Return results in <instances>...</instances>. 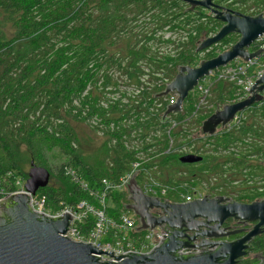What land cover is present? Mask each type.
Listing matches in <instances>:
<instances>
[{"label": "trees", "instance_id": "16d2710c", "mask_svg": "<svg viewBox=\"0 0 264 264\" xmlns=\"http://www.w3.org/2000/svg\"><path fill=\"white\" fill-rule=\"evenodd\" d=\"M244 1L234 0L243 13ZM255 1L253 13L264 10V0ZM164 4H170V10L181 15L165 14ZM184 7L185 3L179 0H0L2 187L12 188L15 177L26 180V166L31 161L49 169L41 161L40 142L58 146L67 158L59 166L65 187L46 185L38 189L52 209L77 199L91 201L63 175L67 165L78 169L90 187H98L103 178L117 181L130 170L132 162L142 160L137 154L148 149L151 158L141 162V179L151 178L166 185L167 198L173 200L179 197V191L185 196L193 192L191 188L179 190L181 185L193 186L199 179L207 188L226 191L232 185L226 172L241 181H252L255 173L264 168L263 106L253 104L246 108L239 124L222 135L193 139L184 128L185 144L176 138L174 147L183 145L190 148L184 150L186 153L200 155L201 160L195 163H181V152L171 149L170 137L163 131L166 125L160 113L167 104L155 94L176 74L179 58L183 65H195L196 43L222 25L201 8L189 12ZM166 30L179 31L178 41L163 39ZM159 35L164 43L173 41V49L161 52L156 46L160 43ZM216 55L212 47L205 58ZM146 69H154L151 71L155 74L148 81H144ZM113 74H118L121 81L114 80ZM120 83L133 86L126 92L128 95H121L130 102L117 115L106 116L104 113L114 108L103 106L105 89L116 92ZM211 93L224 105L237 101L241 91L233 82L219 80ZM75 98L79 99V114L87 107L88 114L102 113L108 121L131 119L127 130L137 126L133 135L141 138L139 144L129 140L122 143L120 139L112 144L116 137L112 134L92 153L83 155L72 143L78 142L69 121ZM158 129L162 131L157 136ZM154 135L157 137L153 138ZM231 147L236 148V155H229ZM137 183L140 184L139 176ZM126 201L125 194L112 193L109 215L116 217ZM92 220L89 217L83 232L92 227Z\"/></svg>", "mask_w": 264, "mask_h": 264}, {"label": "water", "instance_id": "95a60500", "mask_svg": "<svg viewBox=\"0 0 264 264\" xmlns=\"http://www.w3.org/2000/svg\"><path fill=\"white\" fill-rule=\"evenodd\" d=\"M189 4V10L194 6L209 7L212 0H180ZM214 17L222 22L218 31L201 40L196 52L217 43L227 34L236 33L239 39L227 50L216 56L201 60L196 66L178 65L177 72L162 91L155 94L157 98L168 94L176 95V101L168 104L163 111L161 121L173 112L182 110V105L189 91L199 80L207 76L212 70L227 65L235 58L248 61L257 56L262 50L249 52L247 49L255 39L264 34V15H242L240 13L215 10ZM264 89V71L254 82L245 99L226 103L213 111L200 125V133L214 135L217 127L229 123L237 112L244 110L261 99ZM201 156L188 153L180 156L181 163H195ZM132 174V175H131ZM126 182L127 200L123 205L126 211H132L137 216L136 231L160 228L164 234L162 242L149 254H126L127 258L114 256L111 252L96 249L90 244L75 242L63 236L67 231L70 214L61 217H47L30 208L27 193L8 194L0 200V264H232L235 257L242 252V243L257 230L234 243H217L218 251L227 255V259L218 262L217 253L188 255L178 251L188 247L178 238L177 221H192L196 217H206L208 221H220L223 217L233 216L244 220H259L256 225L264 223V200L249 204L230 203L216 207L218 201L224 197L207 200L205 197L188 202H168L144 194L136 180V173H131ZM49 171L30 162L27 178L24 183L26 191L34 194L38 189L47 185ZM152 209L160 214L154 215ZM169 229V230H168ZM213 244V243H212ZM101 252L112 256L113 260L120 259L118 263L112 261L100 262L94 254Z\"/></svg>", "mask_w": 264, "mask_h": 264}, {"label": "built area", "instance_id": "2783aa9c", "mask_svg": "<svg viewBox=\"0 0 264 264\" xmlns=\"http://www.w3.org/2000/svg\"><path fill=\"white\" fill-rule=\"evenodd\" d=\"M247 50L249 52H254L256 50L262 51L248 61L235 58L221 69L222 72L223 68L225 69L224 76L221 77L228 80V82H233L240 88L241 93L237 101L245 99L251 94L250 89L252 85L264 71V34L258 36ZM212 71L214 73V70ZM212 71L209 74H212ZM208 75L205 77H208ZM202 79L198 81L194 88L206 93L207 89L202 86ZM260 94L261 99L253 104L257 107H264V89ZM175 101L176 95L168 94L165 102L168 105ZM242 112L243 111L237 112L233 119L225 125L226 130L239 124L243 117L241 116ZM137 157L145 160L143 157L139 156V153ZM142 160L132 162L130 170L123 173L117 181L108 178L101 179L98 187H90L79 170L73 165L64 167V176L71 184L88 195L91 201L87 199H77L74 203L68 205H62L63 203L60 202L59 204L62 206L57 209H52L47 203L46 197L38 190L34 194L25 190V179L21 177L13 179L12 188L10 189L2 187L0 184V200L8 194L27 193L29 195L30 208L37 213L51 218L61 217L65 213L70 214L71 219L67 231L63 234L64 237L75 242L90 244L100 251L111 252L114 256L125 255L122 256V258H127L126 254H149L162 242L164 236L167 234H164L158 227L152 230L136 231L135 228L138 225V221L137 216L132 211L122 209L116 217L108 213V209L111 207L110 197L112 193H123L127 198L126 182L131 173H136V180L138 176L140 177V184H137L144 194L162 201H167L166 198L169 188L166 185L153 181L151 178L142 177L143 179H141L142 173L140 172V167ZM193 195L195 194L190 193L186 195L182 198V202L190 201ZM127 202L128 200L124 202L123 205ZM153 210L157 209H152V211ZM89 217L93 219L92 227L88 231L83 232L84 227L88 224ZM104 252L94 255L98 257L100 262L112 261V256ZM179 253L187 254L188 251L182 249ZM119 261L120 259H115L112 263H118Z\"/></svg>", "mask_w": 264, "mask_h": 264}, {"label": "rangeland", "instance_id": "374dc122", "mask_svg": "<svg viewBox=\"0 0 264 264\" xmlns=\"http://www.w3.org/2000/svg\"><path fill=\"white\" fill-rule=\"evenodd\" d=\"M164 5L165 6L162 9H163L165 14H167V15H176V14L181 15V12H179V13H177L176 11L172 12V10H170V7H169L170 4H167V5L164 4ZM145 21H147L149 24H151L150 19L148 20V18H146V17H145ZM179 34H180L179 31L178 32H171L169 30H166V31H164L163 39H169L170 38L171 40H174L177 42ZM161 37L162 36L159 35L158 39H159L160 43H157V45H156L157 48L160 51L162 50L161 52L173 49V47L175 45L173 43V41L169 44L164 43L161 41ZM225 37H226V39H225L226 41L221 42ZM225 37L222 38L217 43L212 44L209 47H207L203 50L197 51V52H196V48L200 42L196 43V48H195V51L193 52V55H194V53H197L195 55V65L194 66L198 65V63L201 60L206 59L205 55L209 50L212 49V47H214L217 54H219V53L227 50L232 44H234L239 39V35L236 33L227 34ZM205 38H203V39H205ZM203 39H201V40H203ZM177 63L178 64L180 63L179 65H183V64H181V58L178 59ZM221 69H222V67L214 69V73L212 71V74H209L208 77H204L202 79L201 83H202V86L207 89L206 93L199 91V89L193 88L194 90L192 89L191 91H189L186 99L184 100L183 105H182V110L179 112H175V113H173V112L169 113L166 116L165 121H163L166 125V128L163 129V131L166 132V134L170 137L171 149L173 150V149L177 148L176 151L181 152L179 156H182V155H185L188 153H192V152H188V153L185 152L186 150L188 151L190 149V148H187L186 146L181 145V147L178 148V146H179L178 145V146L174 147V144L176 142V138H178V140H181V143L185 144L184 143L185 139L182 136L184 128L188 129L190 131V136L193 139H197L198 137L200 138V137L204 136L203 134L200 133V125H201L202 121L205 118H207L213 111H215L218 108H221V106H222V103H218L215 100L214 94L211 93V88L215 84V82H217L219 80L228 81V80H225V78L221 77V76H224V71H225L224 68H223V72ZM146 70L148 71V69H146ZM151 70L148 71L147 75H145L144 81H148L149 78H151L152 76L155 75L152 73V71L154 69L152 71ZM173 76H175V74ZM112 77L114 80H117L118 82H120L122 79L118 74H113ZM171 80H169V81H171ZM150 83H151V81H150ZM130 89H133V86H125V85H123V83H120L116 92H113V93H111V91L109 92V90L106 88L105 89V91L107 92L105 94L106 102H103V104H104L103 106L104 107L113 106L114 109L107 110L104 113V115H106V116H109L110 114H112V115L116 114L117 115V111H119L123 105L127 106V104L130 101L127 100L126 97H122L121 95H125V96H126V94L128 95V93H126V92H129ZM162 90H160V88H159V90L157 92L162 91ZM80 98H82V96ZM160 98H162L161 102H164V101H166L167 95L165 97H160ZM133 102L135 103L137 101L134 100ZM73 106L74 107H73L69 121L71 122V125L75 131L76 136L78 137V142L74 144V142L72 141V143H73L74 147L78 146L80 148L83 155H88L89 153H92L97 147H99L101 145V143L106 139L107 136H111L112 134L116 135V137L112 138V144H114L117 139H120L122 141V143L123 142L127 143L128 142L127 140H129V142H132V144H134V145L139 144V142H140L139 140H141V138L138 137V139H139L138 140L137 136L134 137V135H133L137 126H130L129 130H127L131 119L130 120L125 119V120H122V122L118 121V120L108 121V120L104 119V116L102 113H100V114H97V113L88 114L89 110L87 109V107L86 108L83 107L82 114H79L78 109H80V105H79V99H77V98L74 99ZM244 110H242V111H244ZM175 114H177V115H175ZM243 114L244 113H242L241 116H243ZM162 115H163V111L160 113L161 117H162ZM134 120H135V118H134ZM123 127L126 129L123 130ZM161 131L162 130L158 129V131L156 133L157 136L161 134ZM171 135H172V137H171ZM157 136L154 135L153 138L157 137ZM146 139H148V138H146ZM39 149L41 150L42 155H43V159L41 161L44 164H46L47 167L49 168V169H47L49 171V180H48L47 185H51L54 188H60V187L64 186L65 185V183H63L64 181L62 182V179L59 177V166L61 163L66 162L67 158H65L60 153L58 146H52V145H50L49 142H40L39 143ZM149 150L150 149H148L147 152H149ZM147 152L146 153H139V156L143 157L145 160H148L151 157L149 156V153L147 154ZM1 157H3V154L0 152V158ZM261 162L264 163L263 158L261 159ZM29 167H30V164L26 166V172L28 171ZM225 174H226V176L227 175L231 176V174L228 172H226ZM15 178H17V177H15ZM200 181H202V180H200V179L195 180V184L193 186L192 185L189 186V183H187V185L183 184L180 186L179 190L183 189V191H187L191 188V190L195 191L196 194L202 193V192L204 193L205 189L207 188V185L204 182H200ZM179 192L182 194L181 191H179Z\"/></svg>", "mask_w": 264, "mask_h": 264}, {"label": "flooded vegetation", "instance_id": "af4514ba", "mask_svg": "<svg viewBox=\"0 0 264 264\" xmlns=\"http://www.w3.org/2000/svg\"><path fill=\"white\" fill-rule=\"evenodd\" d=\"M232 2L234 3V0H212L210 6L207 8L196 5L191 10L188 9L189 4L184 2V8L185 11L189 12L201 8L206 14L212 15L213 17L216 15L215 10L218 12L230 11L231 13L235 12L242 15H264V10L253 13L256 2L255 0H246V3L245 1L243 2L244 10L246 11H244V13L235 3L232 4ZM248 5L251 6L250 9L247 8ZM221 24L223 23L221 22ZM227 131L229 130H226L225 126H218L214 135H221ZM228 153L230 156L236 155L237 150L235 147H231L228 150ZM229 179L232 180V185L231 187L229 186L226 191L222 192L221 190H223V188H206L204 193L202 192L198 194L193 191L192 194L195 195H193L190 201L203 197H205L207 200L216 199L217 197H224V200L218 201L216 203L215 206L218 208L233 202L249 204L254 201L256 202L264 200V168L261 170V172L255 173L252 181L244 182L232 175L229 177ZM183 197H185V195L180 194L176 200L170 198L166 199L168 202L182 203ZM152 213L157 215L160 214V211L153 210ZM258 223V219L250 221L238 219L233 216L223 217L220 221H208L206 217L198 216L192 221L176 222V224L179 226L178 238L181 242L187 245L188 255L217 253L219 256L217 261L220 263L227 259V255H225L222 251L217 250L219 247L217 243H234L235 241L244 238L254 230H257L256 234L250 236L248 240H245L242 243V253L234 258L232 264H264V223L256 227Z\"/></svg>", "mask_w": 264, "mask_h": 264}]
</instances>
